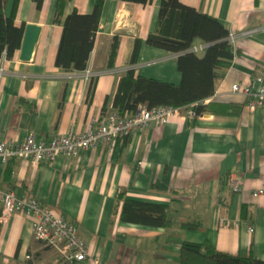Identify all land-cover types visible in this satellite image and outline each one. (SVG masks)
Segmentation results:
<instances>
[{
	"label": "crops",
	"instance_id": "obj_1",
	"mask_svg": "<svg viewBox=\"0 0 264 264\" xmlns=\"http://www.w3.org/2000/svg\"><path fill=\"white\" fill-rule=\"evenodd\" d=\"M94 1L69 0L56 23V0H43L38 10L33 0H18L14 24L22 29L36 24L40 32L28 62L19 60V49L11 59L0 57L5 70L0 78V141L20 142L28 134L50 140L95 126L112 107L118 81L128 69L139 77L179 84L177 54L145 43L155 28L159 0L145 5L104 0L85 67L94 75L85 79L84 70L57 68L62 19L73 10L90 13ZM178 1L216 18L235 35L231 45L236 54L225 69H217L214 93L202 114L192 121L182 115L166 124L151 121L111 150L98 146L52 162L0 161V189L34 197L73 221L89 259L97 264H178L183 241L208 242L219 252L264 260V196H253L264 186V107L250 111L248 98L231 91L232 84H245L264 70V32H251L264 22V0ZM12 6L8 0L7 15ZM135 39L141 44L130 62ZM199 43L204 42L193 44ZM229 175L240 180L239 190H231ZM119 192L125 199L168 205L172 225L121 222ZM181 222L196 227L184 228ZM0 264L67 263L35 239L32 217L20 212L0 223Z\"/></svg>",
	"mask_w": 264,
	"mask_h": 264
},
{
	"label": "trees",
	"instance_id": "obj_2",
	"mask_svg": "<svg viewBox=\"0 0 264 264\" xmlns=\"http://www.w3.org/2000/svg\"><path fill=\"white\" fill-rule=\"evenodd\" d=\"M0 0V57L11 59L20 48L23 29L14 24V13L18 0H12L9 15L5 12L6 2ZM69 0H56L54 22L59 23L65 4ZM104 0H95L92 11L80 14L73 10L61 21L54 65L62 71H82L93 47L94 35L98 28ZM145 5L151 0H124ZM40 9L43 0H33ZM227 29L214 17L200 13L193 7L178 0H159L154 30L145 38V43L177 54V69L181 74L179 84L161 82L135 75L128 69L120 77L112 99V107L118 112L133 111L139 104L148 107L160 105L183 108L193 105L198 115L205 110L204 101L214 93L219 77L217 69H225L236 51L227 39ZM207 44L200 55L188 52L195 41ZM141 41L135 39L130 62L136 60ZM117 46L114 36L110 52L112 64ZM93 93V84L88 89L87 99ZM105 98L104 105L108 102ZM104 110V107H103ZM121 201L119 220L151 227L169 228L172 225L170 208L166 204L125 199L122 192L117 194ZM181 227L195 228L192 222H181ZM178 264H264V260L243 258L219 252L208 242L183 241L178 252Z\"/></svg>",
	"mask_w": 264,
	"mask_h": 264
},
{
	"label": "built area",
	"instance_id": "obj_3",
	"mask_svg": "<svg viewBox=\"0 0 264 264\" xmlns=\"http://www.w3.org/2000/svg\"><path fill=\"white\" fill-rule=\"evenodd\" d=\"M251 32H264V22ZM234 38L235 35L229 32L227 39L230 44L234 42ZM206 46V43L192 44L187 51L198 54ZM4 73V68L0 66V78ZM93 75L94 72L90 69H84L85 79ZM263 78L264 70L245 84L231 85L232 92L248 98L247 108L250 111L264 107ZM178 115L184 116L188 121L199 116L193 105L173 108L166 105L148 107L146 104H139L133 111L122 113L111 107L96 121L95 126L89 125L82 131L70 130L50 140H36L33 134H28L20 142L0 141V161L16 157L31 163L52 162L60 155L76 156L84 150H94L98 146L109 147L111 150L118 140L123 141L145 128L151 121L166 124L171 117ZM227 180L232 191L239 190L241 182L236 176L229 175ZM253 196H264V186L256 189ZM20 212L32 217V234L35 239L43 247L56 250L65 263L97 264L96 260L89 259L87 246L79 238L73 221L67 220L63 215L54 214L34 197H18L12 189H0V223L6 222L10 215ZM221 225L227 226V223L223 222ZM247 229L253 230L251 226H247Z\"/></svg>",
	"mask_w": 264,
	"mask_h": 264
},
{
	"label": "water",
	"instance_id": "obj_4",
	"mask_svg": "<svg viewBox=\"0 0 264 264\" xmlns=\"http://www.w3.org/2000/svg\"><path fill=\"white\" fill-rule=\"evenodd\" d=\"M40 28L36 24H26L23 28L21 44L19 48V60L28 62L31 58L34 46L38 40Z\"/></svg>",
	"mask_w": 264,
	"mask_h": 264
}]
</instances>
